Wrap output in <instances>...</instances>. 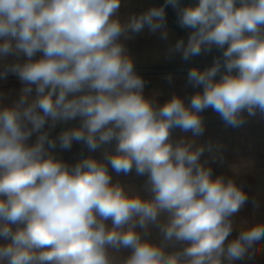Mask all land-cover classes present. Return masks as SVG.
<instances>
[{"label":"clouds","instance_id":"clouds-1","mask_svg":"<svg viewBox=\"0 0 264 264\" xmlns=\"http://www.w3.org/2000/svg\"><path fill=\"white\" fill-rule=\"evenodd\" d=\"M168 6L191 29L170 52L187 62L221 50L211 66L188 71L187 83L203 89L188 105L177 95L163 105L146 95L123 42L145 26L166 39ZM120 7L121 0H0V57L25 58L0 72L23 85L10 103L0 92V264L252 260L264 224L229 239L248 195L201 161L211 144L171 135L175 128L203 135L200 114L209 108L233 128L246 122L245 112L264 114V0H165L126 21ZM165 79L171 83V74ZM78 118V127L53 134ZM113 141L102 160L88 156L74 165L51 151L77 142L95 152ZM109 166L146 176L150 198L113 182ZM150 225L160 227L159 243L147 239ZM176 243L184 246L167 250ZM122 249L130 254L116 259Z\"/></svg>","mask_w":264,"mask_h":264},{"label":"crops","instance_id":"crops-1","mask_svg":"<svg viewBox=\"0 0 264 264\" xmlns=\"http://www.w3.org/2000/svg\"><path fill=\"white\" fill-rule=\"evenodd\" d=\"M195 2L196 0H181L182 5ZM163 4L162 0H121L118 16L121 21H126L133 14H140L150 7H160ZM165 12L167 24L162 31L167 32L166 39H161V31L150 34L148 27L145 26L140 33L132 34L131 39L123 42L128 55L134 61L135 69L144 71L141 76L146 81V95H155L158 105H163L173 95H177L184 100L185 105H188L190 98L197 92H202L203 89L202 87L193 88L187 83V69L205 67L213 63L214 57L221 55V50L216 49L210 55L200 54L187 62L181 58L180 53L170 52L178 39L183 38L185 42L187 41L191 30L179 27L166 9ZM121 39L123 40V37ZM24 59V57L13 55L0 57V72L4 70L5 65L22 63ZM168 74L172 76L171 83L165 79ZM216 79L219 77L217 76ZM22 87L18 77L8 76L6 79H0V92L6 96L4 103H10L13 99H17ZM200 115L204 120L203 135L193 137L191 132L185 133L181 129L175 128L171 138L174 141L180 138L195 139L197 144L205 146L211 144V152L205 151L201 161H207L205 166L212 168L214 178L219 176H223L225 179L231 178L248 195V202L233 217L234 230L229 237V239H233L241 228L253 224H264V114L257 111L256 115L248 116L245 112L246 122L238 128L225 125L220 116L211 108L206 109ZM79 124V118L58 124L53 134L58 135L62 129L78 127ZM45 128L47 129V125ZM35 138L36 134L33 135L29 143L34 142ZM105 148L109 152L114 151L115 141L108 145H102L95 152H89L84 144L77 142H73L71 149H62L57 144V147L51 151L57 159L74 165L88 156L102 160ZM108 170L113 182L120 181L144 198H150L151 194L145 187L146 176L137 175L135 170L127 175L117 174L111 166ZM161 238L160 227L150 225L147 239L153 243H159ZM0 243H5V241L0 240ZM183 246L181 243H176L174 247L169 246L167 250L173 251ZM255 248L254 258L243 262V264H264V240L257 242ZM130 251V249H122L118 254H115V258L123 259L130 254ZM237 264H242V262H237Z\"/></svg>","mask_w":264,"mask_h":264},{"label":"built area","instance_id":"built-area-1","mask_svg":"<svg viewBox=\"0 0 264 264\" xmlns=\"http://www.w3.org/2000/svg\"><path fill=\"white\" fill-rule=\"evenodd\" d=\"M162 2L165 3V0H162ZM166 11H167V13H170V14L173 16L175 23L179 26V24H178V19H177V11H176L173 7H171V6L166 7ZM179 27H180V26H179ZM184 29H187V28H184ZM190 30H191V29H190ZM216 49H217V48L213 47L212 50H211L210 52H203V51H202L201 54H202V55H210V54H212ZM211 65H212V63H210L209 65H207V66H205V67H199V69L203 70L204 68L209 67V66H211ZM135 70H136V72H137L139 75L144 74V71H143L142 69H135ZM189 70H190V69H187V71H189ZM179 71L181 72V70H179ZM221 71L223 72V71H225V69L222 67ZM168 72H169V71H168ZM8 76H10V77H17V76H15V75H8ZM218 77H219V76H218Z\"/></svg>","mask_w":264,"mask_h":264}]
</instances>
